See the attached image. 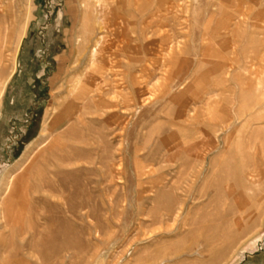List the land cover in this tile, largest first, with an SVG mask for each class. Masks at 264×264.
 Masks as SVG:
<instances>
[{"label":"rangeland","instance_id":"rangeland-1","mask_svg":"<svg viewBox=\"0 0 264 264\" xmlns=\"http://www.w3.org/2000/svg\"><path fill=\"white\" fill-rule=\"evenodd\" d=\"M0 47V264H264V0H0Z\"/></svg>","mask_w":264,"mask_h":264},{"label":"bare ground","instance_id":"bare-ground-1","mask_svg":"<svg viewBox=\"0 0 264 264\" xmlns=\"http://www.w3.org/2000/svg\"><path fill=\"white\" fill-rule=\"evenodd\" d=\"M100 45H101V43H100V41L99 42H97L96 43V46H95V49L92 51V55H91V57H92V59L91 60H94V58H96V56H97V53H99V52H101L102 51V49H100V51L98 52V46L100 47ZM3 46V45H2ZM82 47V46H81ZM1 48V47H0ZM84 48V47H83ZM97 61H99V60H97ZM103 61V60H102ZM100 62L101 61H99V64H100ZM104 62V61H103ZM94 63V62H93ZM95 63H96V61H95ZM98 63V62H97ZM105 63V62H104ZM105 71H106V65L104 64L100 69L98 68V67H96V65H95V68L93 69V71L90 73V77L88 78L89 79V81L87 82H85V84L84 85H82V86H80V88L78 89V91L75 93V95H74V97H73V99L71 100V102L64 108V115L66 114V118H69L70 117V119H71V117L75 114V112H77L78 110H77V106H78V104H81L83 101H85L87 98H89L90 100H93V99H95V98H93V96L92 97H89L91 94L92 95H95L99 90H98V88H97V86H95L96 84H95V81L96 80H98V78H100V76H102L104 73H105ZM87 72H88V70H87ZM76 76V75H75ZM101 105V104H100ZM84 109V108H83ZM82 111V113H84V110H81ZM238 114V113H237ZM238 117V116H237ZM59 118V117H58ZM63 121V120H62ZM49 130V129H48ZM252 134V133H251ZM250 134V135H251ZM261 135V134H260ZM264 135V134H263ZM262 135V136H263ZM254 136V135H253ZM255 137V136H254ZM71 138V137H70ZM259 138L261 139L262 137H260L259 136ZM263 138H264V136H263ZM264 140V139H263ZM263 143H264V141H263ZM159 150V149H158ZM165 155V154H164ZM249 155H251V154H249ZM60 156V155H59ZM245 156H246V154H245ZM258 154H254V155H252V162H254V164H255V168H253V169H250V170H247L245 173H243V176H244V178H245V180H246V182L247 183H249V184H257V182H260V180L262 179L263 180V178H264V171H263V164L262 163H260L259 161V159H258ZM246 158V157H245ZM58 159V158H57ZM248 159V158H247ZM59 161H61V160H59ZM58 160H57V162H59ZM243 162V161H242ZM22 164H24V163H22ZM64 164V163H63ZM68 164V163H67ZM66 164V165H67ZM70 164V163H69ZM72 164V163H71ZM248 164V163H247ZM249 165V164H248ZM251 165H252V163H251ZM21 166H23V165H21ZM68 166V165H67ZM71 166V165H70ZM69 166V167H70ZM57 167H58V165H57ZM61 167V166H60ZM21 169V168H20ZM56 169V168H55ZM55 169H54V173H55ZM58 169H60V168H58ZM201 169V168H200ZM249 169V168H248ZM228 172H231V171H228ZM227 172V173H228ZM226 173V174H227ZM56 174V173H55ZM198 175L197 176H200L201 174H202V172L201 171H199L198 173H197ZM225 176V175H224ZM228 177V176H227ZM230 177V176H229ZM224 178V177H223ZM234 178V177H233ZM225 179H226V177H225ZM224 179V180H225ZM13 181V182H12ZM262 182V181H261ZM16 185H17V179L16 180H12V179H8L7 181H4V183H3V185H2V187L0 188V196L2 195H4V196H6V198L5 199H3V202H0V223L3 221V220H5V219H7V212L9 211V208H8V206L9 205H11V204H15V192H14V189H15V187H16ZM259 185V184H258ZM34 186V185H33ZM228 186H230V185H228ZM252 186V185H251ZM36 187V186H35ZM246 187V186H245ZM248 188H249V186H248ZM225 189V188H224ZM253 189V188H252ZM235 191V190H234ZM254 191V190H253ZM238 193V192H237ZM23 194V193H22ZM229 195V194H228ZM238 195H241V194H239L238 193ZM223 196V195H222ZM226 196V195H225ZM235 197V196H234ZM238 199V198H237ZM224 202V201H223ZM226 205V204H225ZM16 207H17V205H15ZM12 208H13V206H12ZM12 213H14V211L12 212ZM9 214V213H8ZM11 216V215H10ZM11 218V217H10ZM8 220V219H7ZM14 220V219H13ZM220 220V219H219ZM9 222H10V219H9ZM14 222V221H13ZM10 223H12V222H10ZM45 223V222H44ZM46 223H47V226L49 225V224H52L53 222H48V219H46ZM6 224V223H5ZM13 224V223H12ZM11 224V225H12ZM47 226L44 228V230L47 228ZM51 234V233H50ZM50 234H48V235H46V234H44V235H41L40 236V241L42 242V241H44V243H43V246H41V248H38L37 249V252H36V248L35 247H31V249H30V254L31 255H34L35 253L37 254V255H39V257H40V259L43 261V262H45V252H44V249H45V246H47V245H49L48 243H51L50 242V237H49V235ZM16 237V236H15ZM21 239H22V237H21ZM15 240V239H14ZM53 244V243H52ZM51 245V244H50ZM0 246L1 247H3L4 249L6 248V251H7V247H5V244H4V238H1L0 239ZM7 246V245H6ZM11 247V246H10ZM9 248V247H8ZM3 249V250H4ZM10 249V248H9ZM11 249H12V247H11ZM5 251V252H6ZM9 252V251H8ZM13 252V251H12ZM20 253V252H19ZM18 252H17V250L15 251V254H19ZM7 254V253H6ZM8 255V254H7ZM12 256L11 257H9L8 256V258H3L2 257V259L6 262V264H12V263H15V257H13V255H14V253L13 254H11ZM2 256V255H1ZM7 257V256H6ZM21 261V260H20ZM3 263V262H2ZM20 263V262H19Z\"/></svg>","mask_w":264,"mask_h":264}]
</instances>
